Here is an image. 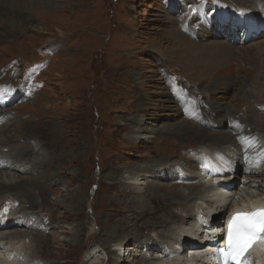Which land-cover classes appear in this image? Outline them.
<instances>
[{
	"label": "rangeland",
	"instance_id": "1",
	"mask_svg": "<svg viewBox=\"0 0 264 264\" xmlns=\"http://www.w3.org/2000/svg\"><path fill=\"white\" fill-rule=\"evenodd\" d=\"M17 1L30 3V10L22 17L0 12V80L10 85L16 72L15 84L19 86L15 88L16 97L3 109L10 120L16 117L14 121H17L4 137L14 136L16 128L22 134L29 133V129L20 124L35 117L36 123L30 122L38 124L39 129L44 125L36 138L48 143L42 145V149L47 150L48 157L61 158V164L57 162L51 172L62 171L59 178L56 176L59 184L56 183L53 190V185L47 184L48 195L38 198L41 209L37 222L50 233L46 236L50 247L42 245L41 240H33L28 253L37 255L38 261L29 259L27 254L25 259L35 264H84L86 252H113L112 249H116L113 245L123 239L126 240L124 246L142 242V238L127 236L142 228V235H152L143 222L138 229L133 226L119 230L109 238L115 228L123 226L127 206L136 196L135 190L125 184L126 177L136 169L139 171L144 163L151 165L154 160L171 163L180 149L199 146L187 138L151 140L149 134L143 132L134 150L127 142L135 133L130 118L139 113L140 100L157 105L163 98L167 99V95L183 113L182 93L176 89L169 91L170 88L183 86L204 93L211 82L220 80L224 74L211 80L199 74L187 75L188 61L177 53L181 46L166 33L174 23L180 26L177 18L185 16L184 10L177 11L173 0ZM176 1L183 5L188 3L187 0ZM193 1L201 3L203 0ZM190 6L193 7L189 3L187 9ZM190 12L189 16H193L195 10ZM195 25L193 21L190 27ZM210 37V33L203 32L197 34V41L185 38L206 45L212 41ZM231 68L235 71L231 74L234 86L226 99L216 96L218 100L214 98V104L221 101L234 104V100L241 97L236 85L248 79V66L235 62ZM53 128L58 130L54 135L58 139L60 136V140L51 136ZM150 128V123L144 127ZM46 132L51 141H57L54 145L59 147L58 153L51 152ZM21 137L24 135L17 140L23 142ZM236 172L235 180L239 184L242 172ZM157 183L173 184L170 181ZM145 187L142 186L144 195L150 194ZM71 198L77 202H71ZM159 206L161 213H171L175 218L172 213L175 203L167 201ZM31 209L30 205L29 211ZM131 216L136 217V213ZM15 230L26 234L24 228H15L10 234L15 235ZM154 253L155 247L148 254ZM138 254L141 260L142 250L138 249ZM99 259L96 264H107L104 254Z\"/></svg>",
	"mask_w": 264,
	"mask_h": 264
},
{
	"label": "bare ground",
	"instance_id": "2",
	"mask_svg": "<svg viewBox=\"0 0 264 264\" xmlns=\"http://www.w3.org/2000/svg\"><path fill=\"white\" fill-rule=\"evenodd\" d=\"M187 2L183 5L173 0L177 11L184 10L185 16L177 18L180 26L174 23L166 33L180 44L181 50L177 53L183 54L188 61L187 75L193 77V74H199L208 80L220 74H224V77L211 82L209 90L206 89L204 93L183 86L170 88L169 91L176 89L182 93L183 113L170 95L157 105L140 100L142 104L137 105L139 113L130 118L135 133L127 142L135 150L136 141L146 132L151 140L172 137L180 141L187 138L190 143H198L199 147L180 149L171 163L158 160H154L151 165L144 163L139 171L136 169L126 177L125 184L135 190L136 196L127 206L128 214L123 226L115 228L109 238L119 230H128L133 226L138 229L141 222L152 235H142L143 228L136 230L127 238H142V242L124 246L126 240L123 239L113 245L116 248L112 249L113 252H86L82 260L84 264H96L103 254L107 257V264H209L203 257L189 256L201 250L203 245L197 246L192 239H202L203 230L211 231L212 228H207L206 222L212 221L214 225L220 226L226 211L230 213L232 209L264 205V32L257 33L258 25L264 28V0ZM189 3L193 7L187 9ZM29 4H21L17 0H0V12L22 17L30 10ZM192 10L195 13L189 16ZM193 21H196V25L192 28L190 26ZM179 30L194 41H197L198 33L208 32L212 41L198 45L185 38ZM235 62L248 66V79L236 85L241 97H237L234 104L225 101L214 104V98L226 99L227 93L234 86V77L231 75L234 70L229 67ZM9 69L14 70L11 67ZM13 73L14 84L8 85L0 80V264H35L25 259L27 254L29 259L38 261L37 255L33 257L28 253L33 247V240H41L42 245L50 247L46 241L50 233L43 224L37 222L41 209L38 198L48 195L45 192L47 184L53 185L51 190L56 183L59 184L57 178L62 175V171L51 172V169L57 162L61 164V158L48 157L47 150L42 149V145L48 143L36 138L44 125L39 129L38 124L30 122L36 123L35 117L20 124L28 128L29 133L22 134L16 128L15 137H4L9 127L17 122L14 121L16 117L10 120L3 113L4 107L16 97L15 88L19 87L15 84L17 73ZM152 110L156 112L152 113ZM156 117L158 121L162 120L159 124L153 121ZM149 123L152 128L144 129ZM57 131L56 128L51 131L50 135L54 139H58L54 135ZM19 133L24 135L20 138L23 142L17 140L21 136ZM45 135L50 139L48 132ZM56 142H49V148L53 149L51 152L58 153L59 147L54 145ZM236 171L242 172L239 184L235 180ZM156 181H170L173 184L163 185ZM142 186H146L150 194L144 195ZM167 201L176 205L172 208L175 218L171 213L160 212L159 205ZM71 202H77V199L71 198ZM28 204L32 206L30 211ZM131 213H136V217H132ZM15 228H24L26 234L15 230V235H11ZM154 247L155 253L150 256L148 253ZM138 249L143 252L141 260L138 258Z\"/></svg>",
	"mask_w": 264,
	"mask_h": 264
},
{
	"label": "snow or ice",
	"instance_id": "3",
	"mask_svg": "<svg viewBox=\"0 0 264 264\" xmlns=\"http://www.w3.org/2000/svg\"><path fill=\"white\" fill-rule=\"evenodd\" d=\"M264 233V212L238 214L228 225V247L218 249L224 254V264H247L245 252Z\"/></svg>",
	"mask_w": 264,
	"mask_h": 264
}]
</instances>
